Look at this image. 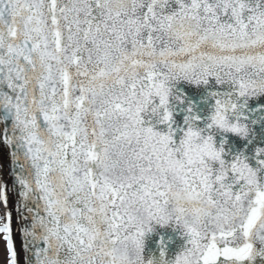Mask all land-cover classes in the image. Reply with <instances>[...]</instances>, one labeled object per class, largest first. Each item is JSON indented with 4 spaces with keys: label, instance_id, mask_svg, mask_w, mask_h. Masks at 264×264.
I'll use <instances>...</instances> for the list:
<instances>
[{
    "label": "snow or ice",
    "instance_id": "obj_1",
    "mask_svg": "<svg viewBox=\"0 0 264 264\" xmlns=\"http://www.w3.org/2000/svg\"><path fill=\"white\" fill-rule=\"evenodd\" d=\"M0 147L5 264H264V0H0Z\"/></svg>",
    "mask_w": 264,
    "mask_h": 264
},
{
    "label": "water",
    "instance_id": "obj_2",
    "mask_svg": "<svg viewBox=\"0 0 264 264\" xmlns=\"http://www.w3.org/2000/svg\"><path fill=\"white\" fill-rule=\"evenodd\" d=\"M194 99L199 100V95L192 93ZM0 165H3L4 173L6 174L10 166V159L7 149L0 147ZM8 179L7 175L5 176ZM14 199V196L12 197ZM4 214L5 209L1 206ZM14 226L17 223L14 214ZM16 247L20 249V236L15 237ZM186 245V237L183 235L180 227L176 224L169 223L168 225L152 224V231L145 235V258H154L156 264H161L163 261H172L175 256L183 249ZM161 252L164 253L161 257Z\"/></svg>",
    "mask_w": 264,
    "mask_h": 264
},
{
    "label": "rangeland",
    "instance_id": "obj_3",
    "mask_svg": "<svg viewBox=\"0 0 264 264\" xmlns=\"http://www.w3.org/2000/svg\"><path fill=\"white\" fill-rule=\"evenodd\" d=\"M5 247H6L5 242L2 236H0V264H5L6 261Z\"/></svg>",
    "mask_w": 264,
    "mask_h": 264
},
{
    "label": "clouds",
    "instance_id": "obj_4",
    "mask_svg": "<svg viewBox=\"0 0 264 264\" xmlns=\"http://www.w3.org/2000/svg\"><path fill=\"white\" fill-rule=\"evenodd\" d=\"M174 224V223H173ZM149 259H151L152 261H153V264H156V261H155V259L154 258H149ZM161 264H162V260H161Z\"/></svg>",
    "mask_w": 264,
    "mask_h": 264
},
{
    "label": "trees",
    "instance_id": "obj_5",
    "mask_svg": "<svg viewBox=\"0 0 264 264\" xmlns=\"http://www.w3.org/2000/svg\"><path fill=\"white\" fill-rule=\"evenodd\" d=\"M3 215V213H2V209H1V206H0V216H2Z\"/></svg>",
    "mask_w": 264,
    "mask_h": 264
}]
</instances>
